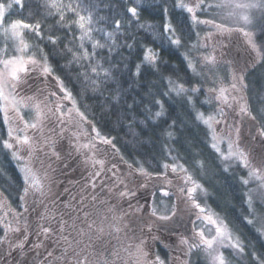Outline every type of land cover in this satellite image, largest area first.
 Wrapping results in <instances>:
<instances>
[{"label":"snow or ice","instance_id":"1","mask_svg":"<svg viewBox=\"0 0 264 264\" xmlns=\"http://www.w3.org/2000/svg\"><path fill=\"white\" fill-rule=\"evenodd\" d=\"M132 3L136 6L125 9L130 13L131 20H134L139 28L152 29V24L140 23V0H132ZM13 4L20 10L25 8V0H10L7 3L5 0H0V101H3L0 104V111L3 112V122L7 125V138L0 135V150L10 154L12 160L16 162L19 182H14L3 169H0V179L15 188V198L22 211L12 209L7 198L0 193V210L6 209L3 215H0V223L3 224L4 231V236L0 237V244L9 242V233H19L23 239L19 240L15 247L24 248L30 235L28 230L31 225L27 217L31 209L38 217L36 234L43 236L45 240L54 239L57 247L63 249L60 256H54L57 249L47 252V257L53 258L55 264H90L91 253L88 249L94 243L89 235L92 232L96 233V239L102 241L105 248L111 245V240L105 239L106 236L113 237L116 243L121 244L126 256L121 257L120 252L113 247V264L117 261L123 264H127V261H131L132 264H165L158 253L153 251L150 255L146 250L159 241L153 229L165 228L169 233H179L180 229L177 225H181L184 217L187 216L191 226L188 229L189 235L180 233L176 237L178 244L175 248L184 258L171 257L176 264H189L192 252L201 250L207 264H232L231 259L225 256L222 249H227L230 255L240 259L242 264H264V249L258 251L250 241L245 244L230 226L227 217L215 211L207 203L209 196L212 195L205 187V183H209L205 176L208 165L205 160L196 158L199 153H192L190 162L192 170H190L187 161L180 162L185 158L173 156L174 149H168L166 159L157 161V168L160 170L149 171L144 166L146 161L134 158V163H129L125 160L114 143L115 137L102 134L80 110L85 94L88 91L98 92L101 83L112 76L111 69L105 68L97 59V50L103 51L107 48L111 53L112 47L116 46L115 33L95 26L104 19L98 16V5L95 0H37L38 7L44 9L45 17L57 18L58 29L65 32L63 37L51 34V27H46L42 31L39 20L28 23L24 19H10ZM173 8L180 10L175 23L167 16V8L161 10L164 16V23L161 25L162 39L167 40L170 45L177 48L183 46L178 30L183 32L185 21L190 20L189 27L199 24L211 25L217 33L230 35L235 32L242 35L247 45L246 50L254 53L257 62L264 61V51L261 50L264 48V40L261 44L256 42L258 35L264 37V0H175ZM221 9L227 10L226 17L233 20L237 27H228L216 23L215 20L200 19V15L211 14L213 10ZM180 16L184 19L182 20ZM67 17L71 19H66ZM29 18H32L31 13ZM113 26L116 33L120 32L119 20H114ZM248 28H256L257 31L246 30ZM73 29L79 35H74ZM24 30L34 37L35 43H29L25 39ZM94 32L101 33L106 41L111 42V47L96 40L93 36ZM212 35L207 33L204 39L207 40ZM197 36L199 37L198 33ZM65 40L68 43L60 49V44ZM86 43L90 45L91 52L85 47ZM44 44L49 46L48 51H45ZM126 46L132 47L131 44ZM199 46L207 47L206 44ZM197 47V44H193L190 50H195ZM50 54L70 57L68 63L61 66L62 71L69 70L65 73V78L56 74L57 70L49 60ZM182 55L187 69L195 76L202 75L198 71L196 61H199L201 66H208L213 70L220 64L229 65V82L225 84L217 73L212 81L216 86L205 89L206 99L200 101L201 104L210 106L214 100L217 105L214 112L205 114L195 109L196 100L193 96L201 91L200 87H185L171 77L166 78L168 91L161 92L160 95L168 96L170 93H175L176 96H183L185 102L193 107L194 118L197 123L205 126L208 146L216 154L225 172H228L234 164L239 165L240 170L246 171V176L237 173L238 184L247 189L242 193V204L247 210V215L241 213L240 219L251 225L264 242V212L261 211L264 210V127L260 126V121L257 120L256 115H253L245 95L247 89L245 69L243 67L233 69L231 61L223 59V53L220 58L217 57L215 48L207 55L190 56L188 52ZM158 60L157 51L146 45L142 46L141 63L135 64L134 74L141 75L142 68L147 65L155 68ZM73 65L76 66L75 75L71 74L74 71ZM33 73L37 77H43L46 86L34 90L29 88L28 90L34 91V94L23 95L18 89L23 90ZM49 79L55 91L47 87ZM80 81L83 85L76 88L74 94L73 89ZM113 99L119 97L114 96ZM258 102L264 104V96L259 97ZM155 104L159 105L160 111L154 114L153 119H159L165 115L164 105L160 100H156ZM23 110H27L28 119H25ZM230 112L238 116L239 120L230 123ZM256 112L261 120H264V107H257ZM245 120L251 121L249 137L246 140L242 139L241 134V123ZM84 124L88 125L91 132L83 127ZM175 124L176 122L172 121L168 129ZM73 128L76 130L73 131ZM66 133L70 143H73V151L83 156V165L91 169L85 178L86 183L82 191L90 189L94 193L100 186L101 191H106V194L113 193L111 199L115 203L101 198L98 193L91 194L89 201L91 208L85 211L89 208V204L85 203L89 197L81 195L74 205L72 202H64L60 193L54 191L57 180L53 163L62 159L56 145L58 139H62ZM164 135L169 140L174 137L171 130H166ZM257 138H259L258 144L254 143ZM223 145H226V149L222 147ZM105 149L113 154L107 161L99 158L106 155ZM115 159L127 166L126 175L119 174L118 164L112 163ZM168 160L172 162L169 163ZM109 164L110 167L107 166ZM149 167L152 165L149 164ZM194 171L197 174L194 175ZM106 173H111L113 182L110 187L99 180ZM137 175L140 178L138 184L133 183ZM202 180L204 182H201ZM140 189L150 192L151 203L147 209L143 205L133 206L130 203L136 199V192ZM64 191L66 192L67 189ZM158 193L161 203L165 199L171 201L162 210L156 205ZM73 199L75 200V197ZM120 201L127 202L128 209H124ZM9 213L15 221V227L12 226L11 221L4 222ZM93 214L109 222V232L105 233L102 227L93 228L95 221L90 219ZM65 215L68 219H65ZM132 225H136L138 231ZM86 236L89 237L87 244L83 243V238ZM40 246L42 242L34 245V247ZM165 247L171 246L165 245ZM247 257L251 259L248 260ZM48 264H51V261Z\"/></svg>","mask_w":264,"mask_h":264},{"label":"trees","instance_id":"2","mask_svg":"<svg viewBox=\"0 0 264 264\" xmlns=\"http://www.w3.org/2000/svg\"><path fill=\"white\" fill-rule=\"evenodd\" d=\"M98 5V16L104 19L97 23V28H104L106 31L115 33L116 46L112 47L111 53L107 48L103 51L97 50V59L104 64L105 68H110L112 76L110 79L101 83V88L98 92L88 91L80 104V109L85 116L90 119L95 126L100 129L101 133L110 137H115L114 143L120 149V154L129 163H134V158L140 161H146L145 167L149 171L157 168V161H164L168 149L172 151L173 156L183 157L184 163L191 166L192 153H199L197 159H206L209 166L216 164V154L209 148V140L206 136L205 126L197 123L194 118L193 107L188 105L183 96H176L175 93H170L168 96L160 95L161 92H167V79L171 77L173 80H178L185 87H204L206 82L202 78L194 77L189 69H187L186 61L183 58V53L188 52L191 55V45L198 41L197 29L194 26L189 27L190 20L185 21L183 32L178 30V34L182 40V47L177 48L170 45L167 40H163V29L161 25L164 23V16L161 14L163 8H167V16L173 19L180 15V10L173 8L175 0H140V23L152 24V29L139 28L134 20H131L130 13L125 9L127 7L136 6L132 0H95ZM10 19H24L28 23H33L39 20L42 24V31L46 27H51L52 33L63 37L65 32L59 30L56 25V17H45L44 9L39 8L37 0H25V8L23 10L13 4ZM29 13L32 18H29ZM183 20L184 17L180 16ZM66 19H71L67 17ZM94 19L96 17L94 16ZM119 20L121 22L120 32L116 33L113 22ZM126 21H131L126 24ZM46 34H49L46 32ZM74 35L79 33L73 29ZM93 36L101 43H107L111 47V42L106 41L103 35L99 32H94ZM259 41L264 40V37L258 36ZM30 40L35 43L34 37L31 35ZM65 40L60 44V49H63ZM131 44L128 48L126 45ZM153 48L159 53V60L155 68L147 65L142 68L141 75H135V64L141 63L142 46ZM73 46V45H69ZM45 51L49 50L47 44L43 45ZM91 52V47L88 43L85 44ZM264 51V48H262ZM70 59L67 55H49V60L56 68V74L61 78H65V73L68 69L61 70L62 65H66ZM110 61V63L108 62ZM72 75H75L76 66H72ZM263 75L260 76V72ZM95 78V77H93ZM205 78V76H204ZM203 78V79H204ZM190 81V83H189ZM67 82V81H66ZM99 82V81H98ZM247 95L251 108L255 110L257 107H264V104L258 102V98L264 96V61L260 67L254 69L247 79ZM83 85V82H77L73 91L75 94L76 88ZM204 91L201 89L193 99L196 100L195 109L208 114L213 111V106L201 104L200 101L205 100ZM192 95V93H188ZM118 96L119 99H113ZM197 97L199 99L197 100ZM78 99H80L78 97ZM156 100L163 102L165 115L159 119H153L154 114L160 111L159 105L155 104ZM0 104L2 102L0 101ZM257 112L253 110V115ZM259 118L260 115L258 114ZM175 121L176 124L171 129L168 125ZM263 125L264 122H261ZM264 127V126H263ZM166 130H171L174 133L173 139L169 140L164 135ZM7 125L3 122V112L0 111V135L6 136ZM204 157V158H203ZM168 162V161H167ZM149 164L152 167H149ZM0 169L14 181L19 182V174L16 163L12 160L10 154H6L4 150H0ZM220 174L215 177L218 182L219 191L227 196L231 203H235V194L241 195V190L237 188V176L231 175L221 170ZM0 192L7 198L9 203L21 211L18 207V202L15 198L16 190L7 181L0 179ZM225 196V197H226ZM242 196V195H241ZM229 222H236L240 219L239 215H234L232 212L225 215V211L221 210ZM248 227V224L245 223ZM253 227L251 226V229ZM244 230L249 241H257V248H264V242L256 232Z\"/></svg>","mask_w":264,"mask_h":264},{"label":"rangeland","instance_id":"3","mask_svg":"<svg viewBox=\"0 0 264 264\" xmlns=\"http://www.w3.org/2000/svg\"><path fill=\"white\" fill-rule=\"evenodd\" d=\"M5 2L6 3L10 2V0H5ZM226 13H227V10H223V9H221V10H213L211 14L200 15V19L201 20H204V19L215 20L216 23L225 24L228 27H237L238 25H236L233 22V20L228 19L226 17ZM195 27H196L197 32L199 34L198 41L196 43L198 45V47L195 50H192V53H191L190 56L199 55V54L207 55L208 53L212 52L213 48H215V54L217 55V57L220 58L221 53H223V59L231 61V67L233 69H239L241 67H243L245 69V72H244L245 83H247L248 75L251 74V72L254 71V69H256L257 67H260L261 64L263 63V61L257 62L254 59V53H251L249 50H246L247 49V45H246V42H245V38L242 35H239V34H237L235 32L230 34V35L229 34L217 33L216 30L211 25L199 24V25H195ZM246 30L253 31V32L257 31L256 28H248ZM207 33H212L213 35H212L211 38L205 40L204 37L206 36ZM24 35H25V39L29 43H33L30 40V36L31 35L28 33L27 30H24ZM258 36L256 37V42H257V44H261V40L259 41ZM201 44H206L207 47L199 46ZM13 54H15V53H13ZM239 59L241 61H239ZM196 63H197V66H198V71L201 72L202 75L201 76L193 75V76L194 77H198V78H202V81L207 83V85H205L204 87L201 88L204 91V93H205L204 94L205 97H206L205 89H207L209 87H215L216 86L212 81L216 77L217 73L219 74L220 77L223 78L225 84H227L229 82V79H230V77H229V65L220 64L215 70H213V69H211L208 66H201L199 61H196ZM262 75H263V71L260 72V76H262ZM204 76H205V78H204ZM39 78L43 79V77H37L36 74L33 73L32 77L27 81V85L24 86L23 90L18 89V91H22V94L26 95V96L27 95H33L34 91H29L28 89L31 88V89L34 90L35 86H37L36 81ZM54 91H55V88H54ZM245 95L248 98L246 90H245ZM17 98H19V97H17ZM1 102L3 103V101H1ZM248 102H249V100H248ZM210 106H213V111H211V112H214L215 108L217 106L216 102L213 100L212 104ZM250 107H251V105H250ZM251 109L254 110L255 113H256V110L254 108H251ZM23 111L25 112V119H28L29 116H28L27 110H23ZM11 114L12 113H11V109H10L9 110V115L11 116ZM256 117H257L258 121L264 122V120H261V117L259 118L258 113L256 114ZM88 120L91 121L90 119H88ZM233 120H239V117L233 115L230 112L229 113V122L231 123ZM245 122H247V127H244ZM250 124H251L250 120H245V121H243L241 123V134H242V139H244V140H246L249 137V130L251 128ZM260 125H261V123H260ZM263 126H264V123H263V125H261V127H263ZM72 130L75 131L76 128H73ZM67 138L69 140V136L66 133L65 136L62 139H58L57 145H56L57 151L62 146L61 145L62 141H65ZM69 143H70V140H69ZM241 146L243 147L244 145L242 144ZM222 147H224L226 149V145H223ZM61 149H62V147H61ZM99 158L105 159L106 161L109 159L105 155H102ZM203 160H205L206 164L208 165L206 159L204 158ZM215 161L217 162L218 165H220V162H219L217 156L215 158ZM59 162H61V160L60 161H55L53 163V168L56 167L58 169H61L60 175L58 177L55 176V178L57 180V185L54 187V191H58V189H59L60 190L59 191L60 195H63L65 193V191H64L65 188H62L61 182L63 180H66V173H65L66 172V168L64 170H62V167H57ZM112 162H113V160H112ZM168 162L171 163L172 161L168 160ZM180 162L184 163L182 160H180ZM107 166L110 167V164L107 165ZM187 166H189V165H187ZM189 167H190V170H192L191 166H189ZM222 169H223L222 167L217 166L215 163L212 164L211 166L208 165V168L206 169L205 176H206V179L209 181V183H205V187H207L209 189V192L212 193V195L209 196V198L207 200V203L209 205H211V207L215 211L220 212L222 215H224V214H223V212L220 211V209L225 211V215L228 214V213H231V212L234 215H239V216L241 215V213L247 215V210L243 207L242 196H241L243 192L247 191V189H245V188L241 187L239 184H237L240 187V189H239V187H237V188H238V190H241L240 191L241 195L238 194V193L235 194V196H234V197H236L235 198L236 199L235 203H231L229 199H226L227 196L225 195L226 196L225 197L223 195V193L221 194V192L219 191V185L220 184L217 185L218 182L215 180V177L218 176L220 174V172H222L221 171ZM226 173H228V177H231V175L237 176V173L240 176H246L247 175L246 171L240 170L239 169V165H235V164L232 165L229 168V171L226 172ZM195 174H197L196 171H194V175ZM138 178L139 177H135V179H133L134 183H136L138 181L137 180ZM68 180H72V178H68ZM201 182H204V181L202 180ZM129 186L131 187L132 184H130ZM250 186L251 187H255V185H250ZM169 191H171V190H169ZM101 193H102L101 194L102 198H106L107 194H108V196L110 195V197H108V198H111L113 196V193H107L106 194L105 191H104V193L103 192H101ZM112 203H115V201H113ZM126 203L127 202H125V201H120V204L122 205V207L124 209L126 207ZM130 203L133 204V201H131ZM170 203H171V201L168 200V199H165L163 201V203H161L160 195H159V193L157 194L156 205H157L158 209L162 210L166 205H168ZM138 205H144V202L141 203V204L140 203L133 204V206H138ZM11 208L15 209L18 212L20 211L18 208H15L14 205L13 206L11 205ZM3 211H6V209L5 210H0V215H3ZM261 211L264 212V210H261ZM9 221L12 222V226L13 227L16 226L15 221L13 220L11 213H9V215L7 216V218H6V220L4 222H9ZM100 222H101V224H99V227L104 228L105 233L109 232L110 231V228L108 226L109 222L108 221H103L102 218L100 219ZM229 223H230V226L233 227V230L238 235H240V238L245 242V244H248V240H247L248 238L246 237L245 233H243V231L244 230L252 231L251 230V225H248V227H247L245 225V223L247 224V222L246 221L242 222L241 219L237 220L236 222H229ZM132 227L138 231V228H137L136 225H132ZM257 227H259V224H257ZM107 229H108V231H107ZM188 229H190V228H188ZM184 233H186V232H184ZM13 234L14 233H9V236L13 237ZM3 235H4L3 224L0 223V237L3 236ZM118 247H119L120 251H122V248L119 246V244H118ZM261 249H264V248H261ZM261 249H258V251L261 250ZM146 250L151 255L152 247L151 248H146ZM173 251L174 250H170L169 258L165 261V264H176V262L171 259ZM222 251H224L225 256H228L229 259H231L232 264H242L241 260L238 259V258L232 257L227 249H222ZM246 251H247V249H246ZM173 253L176 256H180L181 259L184 258L182 253H178V251H176V250ZM246 259L250 260L251 258L247 257ZM189 264H207V261H206V258L204 256L203 251L202 250L201 251H193L191 256H190V258H189Z\"/></svg>","mask_w":264,"mask_h":264},{"label":"flooded vegetation","instance_id":"4","mask_svg":"<svg viewBox=\"0 0 264 264\" xmlns=\"http://www.w3.org/2000/svg\"><path fill=\"white\" fill-rule=\"evenodd\" d=\"M239 61H241L239 59ZM37 86H35V89L37 87L39 88H44L46 85L44 83V80L39 78L36 81ZM47 87L54 91V87L52 86V81L49 79L47 82ZM251 126V124H250ZM261 126V125H260ZM83 127L89 130L91 132V129L88 128L87 124H84ZM244 127H247V122H245ZM254 134V133H253ZM254 143L258 144L259 143V138H257ZM62 149L61 147L58 149L60 152V155L62 157L61 162L58 163L57 167H62V170L66 168V180H63L61 182L62 188L67 189V191L63 194L60 195L61 199L64 202H72L74 205L79 201L81 195L89 197L88 200L85 201V203L89 204V208H86L85 211L89 210L91 208L90 204V195L91 194H99V196L102 198V193L104 191H101V187L98 186L95 189V192L93 193L90 189L88 191H82L83 186L86 183L85 178L88 176L89 172L91 171L90 168H86L82 161H83V156H81L79 153H76L73 151V144L69 143L68 138L65 141H62ZM71 145V146H70ZM106 152V157L111 158V155H113L110 150L105 149ZM112 163H117L118 164V171L119 174L126 175L127 174V166L125 164H122L119 162L118 159L113 160ZM109 167V166H108ZM56 169L55 176L58 177L60 175L61 169ZM73 176V177H72ZM139 177V176H136ZM68 178H72V180H68ZM135 179V178H134ZM99 180L103 181L104 184L107 187H110L112 184V179H111V173H106L104 174ZM138 181L136 182L137 184L140 183V178L137 179ZM134 183V180H133ZM239 187V185L237 186ZM240 189V187H239ZM171 190V189H169ZM60 190L58 189V192ZM60 193V192H59ZM106 193V191H105ZM149 191H145L143 189H140L136 192V199H133V204L135 203H143L144 202V208L147 209L149 207V204L151 201L149 200ZM75 197V200L73 199ZM108 194L106 195V199H109L111 202L112 199L108 198ZM132 204V203H131ZM132 204V205H133ZM125 209H128V203H126ZM42 211V209H39ZM22 211V209H21ZM61 211H63V208L61 207ZM65 219H68L67 215H65ZM91 220L95 221V224L93 225V228H100L99 224H101L100 216H97L93 214L90 217ZM38 220V217L36 216V213L33 212L31 209L29 210V215L27 217L28 223L31 225V228H29V233L30 235L28 236V241L25 243L23 249H18L15 247L16 243L19 242V240L23 239V236L19 233H14L13 237H8L9 242L0 244V264H48L49 261H51V264H55V260L53 258L47 257V252L48 251H53V249H57L54 252V256H60L61 252L63 251L62 248H58L55 240H45L43 236H38L36 234V222ZM71 222V221H70ZM83 227L82 225H80ZM179 227L180 231L179 233H169L165 228H159V229H153V233L159 237V241L155 242L154 246L152 247V251H155L158 253L161 258L166 261L169 258L170 250H174L176 245L178 244L177 236L182 233L183 235H188L189 231L188 228H190V225L188 223V217L185 216L181 225H177ZM251 234H254L255 230L252 228ZM108 231V229H107ZM186 232V233H184ZM94 241L92 246L88 249V251L91 253L89 259H90V264H113V256H112V251L113 247L120 252L121 257H125L126 253L120 251L118 247V243H116V240L113 237L106 236L105 239H110L111 240V245H109L107 248L103 246V242L100 240L96 239V233L92 232L89 234ZM186 235V236H187ZM4 236V235H3ZM2 237V236H1ZM72 237H69L71 239ZM42 246L40 247H34V245L41 244ZM162 242V243H161ZM83 243L87 244L89 243V237L86 236L83 238ZM253 245H255L256 249L257 248V241H251ZM165 245L171 246L170 248H166ZM83 246V245H82ZM119 246L122 248V246L119 244ZM172 252L171 257H175L176 255ZM178 253H181L178 251ZM47 258V259H46ZM116 264H123L121 261H117ZM127 264H132L131 261H127Z\"/></svg>","mask_w":264,"mask_h":264}]
</instances>
